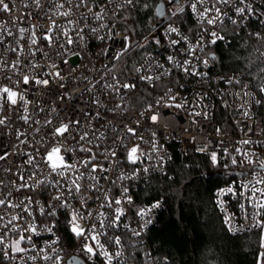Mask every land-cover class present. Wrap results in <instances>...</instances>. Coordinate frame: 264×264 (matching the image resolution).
Returning a JSON list of instances; mask_svg holds the SVG:
<instances>
[{"label": "built area", "instance_id": "2783aa9c", "mask_svg": "<svg viewBox=\"0 0 264 264\" xmlns=\"http://www.w3.org/2000/svg\"><path fill=\"white\" fill-rule=\"evenodd\" d=\"M6 2L10 6L14 4V7L11 13L0 12V22L7 25L13 32V36L5 35V42L0 46V59L8 61L17 59L16 54L8 49L18 47L15 40L19 39L20 45L24 46V51L20 53L19 58L24 63L20 71L11 72L5 69V72H0V85H7L22 93L30 103L27 105L28 123L20 119L21 115L25 113L23 112V102L19 99L16 107L5 105L3 111L0 112V116L8 118L7 126H0V155L5 156L4 160H0V196H6L8 192H11L10 199L13 203L24 201L27 204L28 198L36 202L29 205L32 216L28 220L35 223L39 231V235L33 236V239L38 246L45 248L49 242L55 240L54 247L64 258L65 264H73V257L78 264L80 261H83L84 264H103V257L87 259L81 252L80 239L69 230L71 209L65 211V209L58 207L55 217L41 215L40 212L41 207L47 211L49 205H55L56 201L52 198L61 191L64 192L68 202L74 208L79 209L78 199H73L65 187L57 189L55 181L64 184L66 179L67 183L70 184L71 180L80 173L85 175V179L81 180L80 183L83 195L90 202L89 210L96 212L98 206L104 201L103 199L96 200V189L87 188L85 190L87 184H94L95 181L87 180L90 169L86 170L83 164V161L89 160L94 155L97 163L92 166L110 169L106 174L102 172L98 174L101 177L104 175L108 177V179L100 180L99 194L102 197L104 192L108 190L109 199H122L124 201L118 206L124 210L120 226L107 230L112 235H121L123 246L122 249L112 247L109 250L124 251L126 264H144L145 253L151 254V264H162L154 254L148 232L156 223L159 214L165 209L166 202L163 198H157L146 204H139L137 195L139 187L144 186L154 176L168 174L169 165L174 159V143H177L178 148L183 153L190 149L201 153H211L212 150H215L216 153L223 152L224 156L227 157L226 148L233 156L242 158V154L247 152L251 154V158L254 160L264 159V103L255 104L253 99V97L264 99V93L258 94L261 80L257 86L251 78L246 77L239 70L227 72L215 70L214 61L210 58L214 54L212 52L213 45H210L205 49L209 56L205 57L201 54L202 59H209L208 66L205 67L202 63H197L196 68V71L206 73L204 76L185 75L181 70L174 69L171 75L162 77L159 81L154 80L152 83L141 81L137 78L139 75L154 76L159 73L142 69L140 73L133 71L130 75L125 74L124 66L121 64L126 56L121 61L110 59L112 45L107 39V29H100L98 33L93 34L85 27V25L98 27L100 23L108 25L116 23L119 37L129 35L119 26L117 19H110L114 5H109L107 0H88V7H91L93 11L98 12L102 8L108 9L103 21H97L89 15L87 7L76 8L75 4L78 0H73L72 5L67 4L66 0H60V2L65 3L63 10L72 13L70 17L53 16L54 9L49 0H41L43 10L36 8L30 0H6ZM255 3L264 9V0H255ZM82 15L86 16V19L82 18ZM187 15L191 17L192 23L186 21ZM169 16L170 10L166 6L164 15L158 17L153 26L154 33L149 31L136 40L144 43L145 36L151 40L152 35L155 34L158 38L163 39V45L152 44L148 47L147 52H143L135 63V67L144 64L149 55L155 57L152 61L154 65L157 60L163 62L165 56L175 54L172 49L167 48L169 37L163 36L169 23L174 22V26L180 28L189 38H192L193 33L198 28L195 17L187 11L179 18L172 17L169 20ZM69 19L73 21L71 25L68 24ZM51 20L63 25L62 30L85 28L84 39L80 41L74 36L77 43L61 48L65 38L54 30V37L60 36V39L48 46L40 37L49 28ZM20 28L29 29L28 32L24 33L23 39L20 37ZM234 28V25L225 22L224 31L221 34H225L229 42L235 32L251 36L250 33L260 32L264 26L260 25L254 16L247 19L242 28H235V31ZM190 29L191 31H189ZM33 31L37 34L38 44L30 46L29 37ZM100 36H104L105 39H99ZM171 38L178 39L175 34H172ZM106 49L109 50L108 55L104 54ZM74 53H78V55ZM261 57L264 62V56L261 55ZM177 58L182 59L183 57L177 56ZM65 60L67 63H64ZM28 64H38L40 67L32 69L28 67ZM166 66L171 67L170 65ZM108 68H112V71L109 72ZM55 72H60V77L45 75V73ZM5 74L11 76L12 80L6 79ZM22 74H27L30 77L35 76L36 79L40 80L48 79L50 83L48 85L27 86L14 84V81L22 78ZM113 75L121 82L135 83L137 87L131 92L123 89L115 92L110 88H105L106 83L113 82ZM234 76L240 82L237 83L234 80L231 84L227 83V80ZM161 83L164 87L158 93L156 91V95L147 102L132 100L140 86ZM168 88H171L172 94L176 96L175 102L184 104V107L156 105L155 102L162 96L165 103L170 102L164 96ZM245 92L249 95H244ZM149 105L153 107L146 111ZM195 112H200L201 115L196 116L194 115ZM245 112L248 115H245ZM204 113L208 114L207 118H205ZM154 114H158L156 122H152L150 119ZM46 121L52 123L46 124ZM76 121H79V124H76ZM62 124H69V131L65 134L66 139L54 137L52 134L54 129ZM126 126L134 127L138 136L127 134ZM36 129H41V131L37 133ZM217 129L220 131L217 132ZM20 133L23 135H19ZM85 133H87V141L90 142L80 141V136ZM244 140L251 142L245 145L242 143ZM37 141L42 142L38 144ZM137 145L146 155L134 165L126 160V153L131 147ZM153 146H155L156 151H153ZM52 147H60L65 162L75 164L78 171L69 170L63 178L57 173H50V169L45 166L41 157L46 155L44 151L46 148L51 151ZM81 148L90 149L91 152H83L80 150ZM201 148L205 151H199ZM236 148L240 149L239 153L234 151ZM36 149H39V152L35 151ZM69 149L71 151H66ZM112 151L117 152L119 164L115 162L116 157H110L109 154ZM28 154L35 156V162L40 165L39 169H34L27 163ZM106 155L109 158H106ZM232 167L235 173L243 172L246 179L234 173L231 180L224 182L217 188L215 201L223 220L225 221L228 217L231 218V224H226L229 231L238 233L255 228L253 225L261 219V216L254 215L258 210L252 207V202L249 200H240L239 203L245 205L241 209L236 196L231 193L219 195L222 189L230 186L235 188L236 182L242 179L245 183L248 181L254 183L257 178L254 173L249 174L251 166L247 163L241 166L232 165ZM145 168L149 171L144 172L143 169ZM34 171L39 172V179H44L47 176L49 181H53V184L34 190L23 188L17 191L15 186L22 182L19 177L21 175L27 177ZM256 171L260 170L256 169ZM121 174L132 178L119 180L118 177ZM261 175L264 176V173ZM112 180L116 182L110 183ZM27 182L29 185L32 184V180ZM123 187L129 189L127 196L131 197V204H128L126 198L121 196ZM256 187L264 188V184L256 185ZM79 195L77 194V196ZM94 200L96 202L91 203ZM221 201L223 202L222 206ZM157 203L160 206L153 209L152 205ZM140 209H151V211L141 219L137 215ZM99 210L104 213L109 212L106 207ZM7 211L11 214L22 213V209ZM147 219H150L151 223L145 227L143 223ZM89 223L92 221H82L81 226H86ZM124 224L129 225V228L125 229ZM47 226L53 227L52 233L45 231ZM132 229L139 231L141 235L133 236ZM21 246L26 245L22 244ZM34 254L33 252L28 253V255ZM48 254L52 253L49 252ZM3 264H9V262L3 261ZM27 264H47V262L38 255L36 261L29 260Z\"/></svg>", "mask_w": 264, "mask_h": 264}, {"label": "snow or ice", "instance_id": "6c2138e0", "mask_svg": "<svg viewBox=\"0 0 264 264\" xmlns=\"http://www.w3.org/2000/svg\"><path fill=\"white\" fill-rule=\"evenodd\" d=\"M31 3L35 5L36 8L43 10V5L41 0H30ZM67 4L72 5L73 0H66ZM168 9L170 10V16L168 17L171 20L172 17L179 18L185 14L187 11L190 15L195 17V21L198 25L197 30L193 33L192 38L185 35L180 28L174 26V22L169 23L168 27L165 29L163 36L169 37L167 41V48L172 49L175 54H169L163 58V62L157 60L153 65L152 61L155 57H151L145 59L144 64L140 67H133V71L135 73H140L142 69L148 72H158V75H139L137 78L141 81H147L152 83L154 80L159 81L162 77H167L173 73L174 69L181 70L185 75L192 76H204L206 73L203 71H196L197 63H202L205 67L209 64V59H202L201 54L203 56L208 57L209 53L205 52V49L210 45H217L220 42L225 44L230 43L227 40L225 34H221L224 31L225 22H229L235 26V28H242L244 26V22L250 17H256L260 25L264 26V9L260 8V5L255 3V0H166ZM52 8L54 9L52 15L53 16H61V17H70L72 13L65 9V3L60 2V0H49ZM109 5H114L112 8V16L110 19L115 20L119 15L122 20H127L128 16L123 15V13L128 12L129 10H137L138 7L149 8V4L146 2L141 4V0H107ZM27 6V5H26ZM14 4L10 6L6 0H0V12L11 13L13 10ZM76 8L87 7L88 14L91 15L97 21H103L105 19V14L107 13V8H102L100 11H93L91 7H88V0H78L75 4ZM165 4L161 3L157 7V14L160 16L164 15ZM63 10V11H62ZM119 10V11H118ZM47 15V13H46ZM82 18L86 19V16L82 15ZM51 19V18H50ZM73 21L71 19L68 20V24L71 25ZM35 27V26H34ZM88 31L95 34L100 31V29H107V39L111 42V55L110 59L114 61H121L123 57L127 56L129 53L134 52L136 50H142L147 52L148 47L152 44L163 45V39L158 38L155 34L152 35L151 40L148 39L147 36L144 37V43L134 40L131 34L125 35L123 37H119V32L117 31V24L112 23L111 25L100 23L98 27H88ZM234 28V31H235ZM63 25L58 24L55 20H51L49 28L47 31L43 33L40 37L43 41L46 42L48 46H51L55 41L60 39V36L64 37V43L61 44V48L66 46H70L73 43H77V40L74 39V36L78 38V40L82 41L84 39L83 33L85 32V28H68L67 30H62ZM54 30L60 33V36L53 35ZM27 28H20L19 33L21 39L24 37V33L28 32ZM123 31L129 32V26L123 25ZM154 33V27L151 29ZM191 31V29L189 30ZM172 34H175L177 38H171ZM5 35L11 37L13 36V32L7 27V25L3 22H0V46H2L5 42ZM249 35L254 36L257 40L264 41V36L261 35L260 32L250 33ZM30 46H35L38 44V38L35 31L31 32L29 37ZM99 39L104 40V36H100ZM15 44L18 47H10L8 50L12 53L16 54L17 59L13 61H8L4 59H0V72H5V69L11 72L20 71L23 65V61L19 58L20 53L24 51V46L20 45V40H15ZM29 46V47H30ZM39 50V49H38ZM78 55V53H74ZM106 55L109 54V50H105ZM35 55V53H32ZM264 56V52L261 53ZM177 56H182V59H178ZM213 61L216 60L215 55H211L210 57ZM67 63V60L64 61ZM166 65H170L171 67H167ZM28 67L32 69H37L40 67L38 64H28ZM55 67V65H53ZM107 68V65L105 66ZM114 67V65H113ZM108 71L111 72L112 68H108ZM261 75V83L258 89L259 93H264V68L259 70ZM47 76L55 75L56 77H60V72L55 73H45ZM5 78L8 80H12L11 76H7L5 74ZM112 83H106L104 85L105 88H110L115 92H119L121 89L127 90L131 92L134 90L137 85L135 83H124L121 82L115 75L112 77ZM236 80L235 76L229 78L227 83L231 84ZM239 83V80H236ZM14 84H23L27 85H48L50 81L48 79L40 80L36 79L35 76L30 77L27 74H22V78L20 80L14 81ZM246 87V86H245ZM199 95V94H197ZM244 95H249V93L245 92ZM164 96L168 98L169 103L164 102V97L162 96L155 103L156 105H162L165 107H176L182 108L184 104L175 102L176 96L172 94V89L168 88L165 92ZM19 101L23 102V112L24 115H21L20 119H22L25 123L29 122V116L27 105L30 101L26 100L24 95L13 88L7 85H0V112L3 111L5 105L9 107H16ZM255 104L264 103V99H256L253 97ZM152 105H149V108L146 111L152 109ZM143 115V113H141ZM194 115H201L200 112H195ZM207 113H204L205 118H207ZM245 115H248L245 112ZM7 117L0 116V126H7ZM152 122H156L158 120V114H154L150 117ZM38 122V121H37ZM46 124H51V121H46ZM79 124V121L75 122ZM41 129H36V132L39 133ZM69 131V124H62L59 127H56L53 131L54 137H66V133ZM220 130L217 129V132ZM126 133L131 134L132 136H138V133L134 127L126 126ZM19 135H23L20 133ZM103 135V134H101ZM80 141H87V133L80 136ZM22 143L24 141H21ZM42 141H37V143H41ZM251 141L244 140L243 144L247 145ZM83 152H91L90 149L81 148ZM35 151L39 152V149ZM46 155L42 156L46 167L50 169V173H57L60 177H65V173L69 170L78 171L77 166L75 164L66 163L65 157L60 155L61 148L60 147H52L51 151L45 150ZM66 151H71L66 150ZM153 151H156L155 146H153ZM199 151H205V149L201 148ZM237 153L240 152L239 148L234 149ZM225 153L227 155V161L230 162L233 166H241L247 163V165L251 166L249 169V174L254 173L257 177L255 182L248 181L247 183L243 182V179L239 182H236L235 188L232 186L222 189L219 195H225L226 193H231L232 195L237 197V203L240 202L241 199H247L252 202V207L257 209V213L254 215H260L261 219L257 220L254 227L260 228L262 232H264V188H258L256 185L264 184V176L261 173H264V159L262 160H254L251 158V154L244 152L242 154V158L233 156L230 152L225 148ZM110 157H116V164L120 163L118 154L116 151H112ZM146 153L140 150L139 145L131 147L127 150L126 160L131 164H136L141 157L145 156ZM211 161L215 165L217 164V154L215 150H212L210 153ZM106 158H109L106 155ZM5 156L0 155V160H4ZM228 162L224 164V167H228ZM27 163L33 166L34 169H39L40 165L35 162V156L32 154H28ZM96 157L93 155L89 160L83 161L85 169H90L87 174V180L95 181L94 184H87L85 190L87 188L96 189V200L103 199L104 203L100 204L96 210V212H92L90 209V202L87 197L83 195L82 185L80 183L81 180L85 179L84 173H80L74 179L71 180V183L68 184L65 179L64 184H61L60 181H55V186L57 189L65 187L69 194L72 195L73 199H78L80 203V208H74L69 202L67 197L64 195V192H60L58 195L54 196L52 199L56 201L55 205H49L47 211L44 207L40 208L41 215L52 216L55 217L57 213V208H63L65 211L71 209L69 213V230L70 232L81 241V252L87 259L103 257V264H126L125 253L122 250L110 251L109 249L112 247H117L118 249H122L123 243L121 239V235H112L109 229H115L120 226L121 218L124 216V210L120 206L124 201L122 199H109L108 190H106L101 197L99 194V184L101 179H108L107 175L99 176V173H107L110 171L109 168H105L102 166H92L96 164ZM259 169L260 171H256ZM144 172L149 171V169H143ZM235 175H239L242 178L244 176L243 172L235 173ZM130 176H125L121 174L118 179L125 180L131 179ZM19 179L22 181L20 184H17L16 190L19 191L23 188L36 189L42 186H51L53 181H49L47 176L44 179H39V172L34 171L30 173L27 177L21 175ZM28 180H32V184H28ZM115 180L110 181V183H115ZM129 189L127 187H123L121 191V196L126 198L127 203L131 204V197L127 196ZM77 194H80L77 196ZM12 196L11 192H8L6 196H0V264H3V261H8L9 264H27V261H36L37 256H42V259L47 262V264H65L64 258L60 255V252L54 247L56 241L53 240L47 244V248L38 246L33 236L39 235V231L35 223L29 222L28 218L32 216V211L29 208V205L32 203H36L31 198L27 199V204L24 201H20L19 203H13L10 199ZM96 201H91V203H95ZM222 206V201L220 202ZM159 203L152 205V208L159 207ZM241 209L245 207L243 203H239ZM108 208L109 212L104 213L101 212L100 208ZM15 210L22 209L21 212H17L16 214H11L7 210ZM114 209V211H113ZM151 209H140L137 212V215L143 219L147 216L148 212ZM91 220L92 223L87 224L86 226H81L82 221ZM22 222V223H20ZM225 224H231V218L228 217L225 219ZM151 223L150 219L144 220L143 226H147ZM125 229L129 228V225H123ZM230 230H232L230 228ZM45 231L52 233L53 227L47 226ZM30 233V235H29ZM133 236H140L141 233L135 229L131 230ZM54 234V233H53ZM103 238V239H102ZM261 247H264V235L261 236ZM22 244L26 246H21ZM29 252L35 253L34 255H28ZM51 252L52 254H48ZM144 264H151L152 256L150 253H145ZM167 260V258H165ZM73 264H78L75 257H73ZM79 264H84L83 261H80ZM261 264H264V253H261Z\"/></svg>", "mask_w": 264, "mask_h": 264}, {"label": "trees", "instance_id": "16d2710c", "mask_svg": "<svg viewBox=\"0 0 264 264\" xmlns=\"http://www.w3.org/2000/svg\"><path fill=\"white\" fill-rule=\"evenodd\" d=\"M162 0H146L149 8L138 7L123 13L127 20L116 17L119 26H129L128 34L134 40L146 35L158 19L156 8ZM145 0H141L143 4ZM186 21L192 23L189 15ZM260 33L264 36V28ZM216 56L214 69L227 72L239 70L251 78L255 85L261 80L259 70L264 67L261 51L264 41L254 36L237 32L232 34L230 43L212 46ZM142 50L129 53L122 62L125 74L130 75ZM127 59V60H126ZM144 99L156 95L164 85H147ZM174 146V159L169 165L168 174L154 176L144 186H140L138 203L146 204L157 198L166 202L156 223L148 232V238L155 256L162 264H259L261 263L260 228L243 232H230L215 201L217 188L231 180L235 171L223 152L217 154V164L211 161L210 153L190 149L183 153ZM228 162V167L224 164ZM167 258V260H165Z\"/></svg>", "mask_w": 264, "mask_h": 264}, {"label": "rangeland", "instance_id": "374dc122", "mask_svg": "<svg viewBox=\"0 0 264 264\" xmlns=\"http://www.w3.org/2000/svg\"><path fill=\"white\" fill-rule=\"evenodd\" d=\"M146 89H148L147 85L140 86L138 92L133 95L132 100H134L135 102H147L148 100H150V99H148V100L144 99V93L143 92ZM60 155H62V154L60 153ZM263 235H264V232H263ZM259 264H261V263H259Z\"/></svg>", "mask_w": 264, "mask_h": 264}, {"label": "water", "instance_id": "95a60500", "mask_svg": "<svg viewBox=\"0 0 264 264\" xmlns=\"http://www.w3.org/2000/svg\"><path fill=\"white\" fill-rule=\"evenodd\" d=\"M161 3H164V4H165V8H164V12H165V10H166V6H167V2H166V0H162V1L159 2V4L157 5V7H158ZM156 13H157V8H156ZM157 15H158V14H157ZM158 17H160V15H158Z\"/></svg>", "mask_w": 264, "mask_h": 264}]
</instances>
